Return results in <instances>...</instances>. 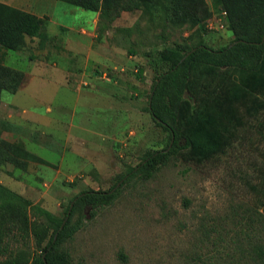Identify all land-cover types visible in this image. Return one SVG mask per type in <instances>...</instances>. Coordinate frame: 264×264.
<instances>
[{
    "label": "rangeland",
    "instance_id": "374dc122",
    "mask_svg": "<svg viewBox=\"0 0 264 264\" xmlns=\"http://www.w3.org/2000/svg\"><path fill=\"white\" fill-rule=\"evenodd\" d=\"M0 2L33 7L47 35L43 42L27 39L23 51L6 52L5 65L25 79L17 93L3 92L0 102L1 137L45 164L30 163L25 171L4 166L0 185L63 218L75 196L110 190L144 153L167 144V134L146 111L161 71L149 60L165 47L197 41L200 29L174 27L121 7L102 17L56 0ZM205 2L213 17L203 23L206 32L198 33L212 48L225 47L233 36L221 27L214 0ZM259 130L264 135L259 127L244 131L246 138L201 165L171 159L148 181L123 187L93 217L87 209L66 244L71 264H255L234 260L242 230L257 228L261 236ZM30 247L34 253L32 242Z\"/></svg>",
    "mask_w": 264,
    "mask_h": 264
},
{
    "label": "trees",
    "instance_id": "16d2710c",
    "mask_svg": "<svg viewBox=\"0 0 264 264\" xmlns=\"http://www.w3.org/2000/svg\"><path fill=\"white\" fill-rule=\"evenodd\" d=\"M56 1L102 17L120 7L137 10L149 20L159 18L174 27L198 26L202 32H206L204 21L213 17L205 0ZM214 7L233 36L229 45L214 49L198 31L197 41L165 47L149 60L154 70L161 71L154 79L146 111L167 134L164 148L144 153L140 163L120 175L110 190L75 196L63 218L0 185V264H71L66 244L80 230L87 209L93 217L111 206L123 187L148 181L171 159L201 165L223 154L238 137L246 138L244 131L264 129V0H214ZM44 25L43 18L0 2V102L3 92L17 93L25 79L22 71L5 65L6 52L23 51L27 39L45 41ZM34 162L45 164L21 145L5 141L0 133V168L10 165L25 171ZM258 203L262 206L263 201ZM257 216L256 222L263 224L261 236L257 228L242 230L235 245L240 257L235 262L249 258L264 264V214Z\"/></svg>",
    "mask_w": 264,
    "mask_h": 264
},
{
    "label": "crops",
    "instance_id": "0c3cea01",
    "mask_svg": "<svg viewBox=\"0 0 264 264\" xmlns=\"http://www.w3.org/2000/svg\"><path fill=\"white\" fill-rule=\"evenodd\" d=\"M16 4L14 5V4H11V5H13L14 7H17L18 9H21V10H23V11H26V12H29V13H31V14H34L35 16H37V17H40V15H37V14H35L34 12H32L30 9H32L33 7H31V8H29V6H28V4H24L23 2L22 3H20V4H18L17 2H15ZM28 3V2H27ZM30 3V2H29ZM27 5L28 7H24V5Z\"/></svg>",
    "mask_w": 264,
    "mask_h": 264
},
{
    "label": "water",
    "instance_id": "95a60500",
    "mask_svg": "<svg viewBox=\"0 0 264 264\" xmlns=\"http://www.w3.org/2000/svg\"><path fill=\"white\" fill-rule=\"evenodd\" d=\"M264 41V38H263V40H262V42ZM168 151V150H167ZM121 183V182H120ZM120 183L118 184V186L120 185ZM72 206H73V203L70 205V208H69V211H68V215H69V213H70V210L72 209ZM64 224H65V221H63V223H62V225H61V229L63 228V226H64Z\"/></svg>",
    "mask_w": 264,
    "mask_h": 264
},
{
    "label": "built area",
    "instance_id": "2783aa9c",
    "mask_svg": "<svg viewBox=\"0 0 264 264\" xmlns=\"http://www.w3.org/2000/svg\"><path fill=\"white\" fill-rule=\"evenodd\" d=\"M224 15V14H223ZM221 27H224L223 24L221 25Z\"/></svg>",
    "mask_w": 264,
    "mask_h": 264
}]
</instances>
